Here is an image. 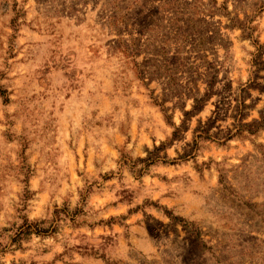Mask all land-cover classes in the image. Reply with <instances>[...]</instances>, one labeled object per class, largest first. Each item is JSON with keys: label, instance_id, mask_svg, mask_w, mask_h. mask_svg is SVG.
I'll return each mask as SVG.
<instances>
[{"label": "rangeland", "instance_id": "374dc122", "mask_svg": "<svg viewBox=\"0 0 264 264\" xmlns=\"http://www.w3.org/2000/svg\"><path fill=\"white\" fill-rule=\"evenodd\" d=\"M0 264H264V0H0Z\"/></svg>", "mask_w": 264, "mask_h": 264}]
</instances>
